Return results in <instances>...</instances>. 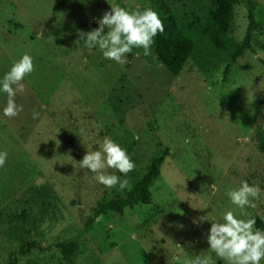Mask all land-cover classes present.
I'll list each match as a JSON object with an SVG mask.
<instances>
[{"label": "rangeland", "instance_id": "1", "mask_svg": "<svg viewBox=\"0 0 264 264\" xmlns=\"http://www.w3.org/2000/svg\"><path fill=\"white\" fill-rule=\"evenodd\" d=\"M231 1L232 18L220 24L241 41L252 8L253 47L232 62L229 50L202 36L173 75L154 45L152 55L134 49L120 65L98 47L90 51L79 32L99 27L111 5L158 13L159 2L198 31L215 12L229 15L223 0H67L57 10L56 0H0V80L24 54L35 66L15 97L18 116H4L0 91V152L8 154L0 167V264H70L57 242L79 234L100 202L126 194L162 155L152 201L99 216L77 264H189L197 255L225 264L209 250L212 221L233 211L264 222V152L255 136L264 126V0ZM105 137L136 164L127 176L106 170L128 180L124 189L105 187L80 166ZM244 181L261 195L241 210L227 193ZM205 215L211 221L193 223ZM33 240L40 248L28 250Z\"/></svg>", "mask_w": 264, "mask_h": 264}, {"label": "clouds", "instance_id": "2", "mask_svg": "<svg viewBox=\"0 0 264 264\" xmlns=\"http://www.w3.org/2000/svg\"><path fill=\"white\" fill-rule=\"evenodd\" d=\"M97 23L99 27L87 33L80 31L78 41H85L90 51L98 47L104 58L120 65L128 62L127 56L133 49H143L146 57L152 55L155 37L165 30L158 13L151 8L129 10L111 5V10L106 11ZM106 28L108 31L105 34ZM34 71L33 57L24 54L0 80V91L7 94V104L3 109L5 117L14 118L23 111V106L17 105L15 97L17 93L25 91L23 81ZM39 116L40 113L34 110L33 119ZM241 140L247 142L248 137H241ZM7 156L6 151L0 152V167L5 165ZM80 166L95 173L96 180L105 187L119 185L120 189L128 185V180L121 181L117 175L107 174L106 170L115 169L127 176L136 168L127 150L109 137L104 138L100 150L88 151L80 161ZM212 187L215 194V185ZM227 195L232 204L243 210L245 207H255L253 201L260 198L261 189L258 185L244 181L238 189L229 191ZM207 220H210L208 215L200 216L193 223L202 224ZM222 220L212 221L207 235L211 253L225 261V264H261L264 261V231L255 228L256 221L239 218L233 211L224 213ZM189 264H216V261L210 255H197Z\"/></svg>", "mask_w": 264, "mask_h": 264}, {"label": "trees", "instance_id": "3", "mask_svg": "<svg viewBox=\"0 0 264 264\" xmlns=\"http://www.w3.org/2000/svg\"><path fill=\"white\" fill-rule=\"evenodd\" d=\"M229 6V15L214 13V17L207 23L200 22L199 30L195 31L182 27L178 17L172 9L166 8L164 4L158 3L160 9L158 15L164 24V32L155 37L154 50L158 54L161 62L168 68L173 75H178L187 60L192 55L198 40L202 36H208L210 41L220 49L229 50L232 62L244 54L248 48L254 45V36L258 28V22L255 19L253 9L250 8L248 18L249 25L245 37L241 41L233 39L228 34L227 28L223 27L220 22L229 21L232 18L233 5L231 0H223ZM67 0H56L54 8L57 10L66 5ZM250 7L252 3L250 0ZM134 50V49H133ZM133 57V52L128 54V60ZM230 65L225 69V75L229 71ZM255 136L258 147L264 152V126L257 127ZM165 161V155L156 156L152 159L147 172L135 185H133L126 194L100 202L92 213L88 214L83 222V227L79 234L57 242V247L62 253V257L70 264H77L84 251L83 236L84 233L93 229L96 219L110 211L122 214L128 207L133 208L138 204H148L152 201L151 187L158 179L161 173V167ZM256 228L264 231V222L260 217H255ZM28 250L33 247L39 249V243L31 241ZM11 263V262H10ZM13 264V263H12Z\"/></svg>", "mask_w": 264, "mask_h": 264}]
</instances>
